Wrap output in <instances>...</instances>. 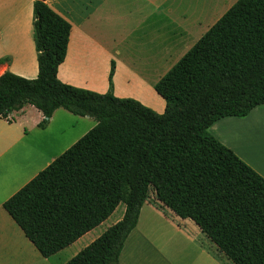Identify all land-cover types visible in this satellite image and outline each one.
Listing matches in <instances>:
<instances>
[{
	"label": "trees",
	"instance_id": "1",
	"mask_svg": "<svg viewBox=\"0 0 264 264\" xmlns=\"http://www.w3.org/2000/svg\"><path fill=\"white\" fill-rule=\"evenodd\" d=\"M70 34V22L36 0L38 76H0L1 118L32 104L42 128L58 108L97 121L4 203L41 255L72 245L124 203L122 219L65 263L120 264L150 200L192 219L234 264H264V177L210 132L264 105V0L233 3L159 79L163 113L114 94V61L105 93L61 81Z\"/></svg>",
	"mask_w": 264,
	"mask_h": 264
},
{
	"label": "crops",
	"instance_id": "2",
	"mask_svg": "<svg viewBox=\"0 0 264 264\" xmlns=\"http://www.w3.org/2000/svg\"><path fill=\"white\" fill-rule=\"evenodd\" d=\"M35 1L0 0V76L5 72L29 79L38 76ZM46 3L71 24L67 56L58 70L61 81L105 93L110 88L109 74L114 61V94L135 98L159 113L164 112L166 102L154 85L175 63L156 78L153 74H158L174 52L182 50L178 56L181 58L224 14L215 16L206 28L205 20L221 8L222 0H218L217 7L198 4L195 8L202 11L197 15L188 10L175 15L174 0H46ZM153 57L160 58L159 62H153ZM43 118L42 111L32 104L13 111L9 116L13 121L0 117V264H34L35 260L45 258L7 212L4 203L97 124L92 117L75 115L64 108H58L42 128L39 124ZM84 123L87 128L62 147L63 140ZM210 131L264 177V105L245 117L221 118ZM125 210L126 207L113 224L122 219ZM153 217L167 223L170 234L164 233L163 227H153ZM88 234L57 254L65 253L64 261L71 259L99 237L84 241ZM176 238L179 242L174 241ZM119 262L234 264L192 219H183L167 207L165 211L159 210L150 200L144 203Z\"/></svg>",
	"mask_w": 264,
	"mask_h": 264
},
{
	"label": "rangeland",
	"instance_id": "3",
	"mask_svg": "<svg viewBox=\"0 0 264 264\" xmlns=\"http://www.w3.org/2000/svg\"><path fill=\"white\" fill-rule=\"evenodd\" d=\"M236 1L237 0H222V4H221V8L222 9L221 8L219 9V7H218L219 10L216 9L215 15L212 16V17H209L208 19L205 20L204 27L208 28L211 25L210 24L211 20H213V18L215 16L218 18L220 16V14H223L225 12V10H226V8L228 6L232 5ZM217 2H218V0H174V12H175V15H178L181 12H183L184 10H188L187 12H190V14L197 15V14L201 13V11H202L201 8H195V7H197L198 4L200 5V7H202V5H204V4H206L207 6L209 4H212L214 7H217V4H218ZM193 44H195V43H192V45ZM181 52H182V50L174 52L173 58L169 59V61L164 65V67L162 69H160L158 74H153V78H156V76L161 75L162 70H165L166 68H168V66H170V64L176 63L179 60V58H180L178 56L181 54ZM159 59L160 58L153 57V62H159ZM87 126H88V124H85V123L82 124L80 129L78 128L73 134H71L69 136L70 138L66 137L63 140L62 147H64L66 144H68V142L74 136H76L79 133H81V130H85L87 128ZM150 195H151V197L154 196L153 190L150 191ZM124 208H125V204L121 203L119 208L116 209L115 213L112 214V216H110L106 221L101 223L99 226H97L93 230H91L90 234H88V236H86V239L84 241H87L88 239L92 238L93 236H95V237L100 236L104 231H106L108 229V227L111 224H113L116 221V219L122 214ZM158 209L165 211V208L158 207ZM171 222L174 223L173 221H171ZM156 226L163 227L164 229L163 228L162 229H163L164 233L170 234V232H171V228H170V226L167 223L163 222V220H156L153 217V227H156ZM174 241L175 242H179V239L176 238V239H174ZM64 256H65V253L52 255L49 258H42L43 260H41V261H36L35 260L34 264H65L69 259L67 261H64Z\"/></svg>",
	"mask_w": 264,
	"mask_h": 264
}]
</instances>
